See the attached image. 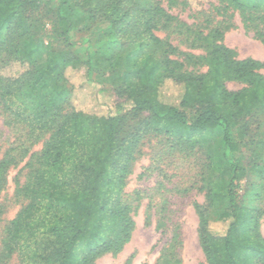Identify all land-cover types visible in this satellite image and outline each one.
Instances as JSON below:
<instances>
[{"label":"trees","instance_id":"obj_1","mask_svg":"<svg viewBox=\"0 0 264 264\" xmlns=\"http://www.w3.org/2000/svg\"><path fill=\"white\" fill-rule=\"evenodd\" d=\"M215 1L217 15L236 12L243 29L264 46V0ZM160 2L169 9L187 6L186 0H159L145 10L132 0H0V109L5 125L20 129L28 143L14 141L0 152V194L8 171L41 142L20 170L22 181H14L13 198L22 207L0 232V264L13 258L18 264H94L117 256L135 228L137 207L125 201L124 189L141 141L162 137L172 149L191 154L202 139L216 135L222 150L205 158L208 177L198 191L207 208L225 207L210 221L193 203L202 264H264V137L251 129L264 116V63L237 59L220 29L187 26ZM41 12L55 20L61 49L29 41L28 22ZM98 17L109 24L113 43L127 48L125 55L111 49L91 55L69 42L70 31ZM160 31L202 54L179 51L156 35ZM12 64L22 73L2 75ZM68 69L83 70L101 92L107 86L119 100L113 112L75 107ZM167 82L181 90L176 105L159 99ZM229 82L242 88L229 91ZM242 150L248 152L245 165ZM241 180L249 207L237 198ZM2 214L0 206V222ZM213 224H225V230L215 232ZM155 228L168 235L155 264H181L180 226L163 210Z\"/></svg>","mask_w":264,"mask_h":264},{"label":"rangeland","instance_id":"obj_2","mask_svg":"<svg viewBox=\"0 0 264 264\" xmlns=\"http://www.w3.org/2000/svg\"><path fill=\"white\" fill-rule=\"evenodd\" d=\"M132 1L138 9L145 10L154 7L159 0ZM186 1L187 6L171 9L164 2L159 4L169 14L187 26L200 31H206L211 27L220 29L223 32V44L236 53L237 59L251 58L264 63V46L254 39L251 32L243 29L236 12L229 11L226 15L220 16L213 10L217 5L215 0ZM28 24L31 28L30 42L49 44L52 50L62 48L55 20H51L44 12L38 13ZM110 32L109 24L103 18L98 17L87 26L79 24L77 28L69 32L68 40L72 45H81L82 49L91 55L101 54L107 49L125 55L127 48L124 46L119 48L116 43H113ZM156 35L160 39H167L172 46L181 52L195 56L202 54L201 51L187 48L183 38L177 37L171 32L160 31ZM98 69L103 75L106 73L101 62ZM23 70L24 68L21 66L12 64L4 68L2 75L17 76ZM204 71L205 68H202L201 72ZM260 73L264 76V70H261ZM65 76L72 87L71 101L75 107L97 115L113 112V105L119 100L115 98L107 86L106 90L101 92L100 86L87 83L83 70L68 69ZM226 88L235 92L240 90L242 86L229 82L226 83ZM180 93V88L167 82L160 90L159 99L165 104L176 105L179 102ZM251 129L264 137V116ZM14 141L24 143L28 147L24 133L20 129H12L5 125L0 109V152L8 149ZM40 148L41 142L31 146L28 155L18 167L8 171L7 185L0 194V206L3 210L0 232L22 207V203L16 202L13 198L14 181L16 178L22 181L25 172L20 173V170L27 163L30 155L37 153ZM221 150L220 139L217 135L210 139H202L199 146L191 154L172 149L171 143L165 138L145 137L138 147L124 189L125 201L133 208L137 207L133 214L135 228L131 240L117 256L105 255L94 264H155L168 238V235L161 236L155 228L159 213L163 210L171 222L180 226L182 238L181 264H202L204 259L197 240L198 220L193 209V203L201 206L205 217L210 221L216 220L224 210L223 204L211 209L207 208L204 202V194L198 191L202 185V179L208 177L204 172L205 158L208 154ZM240 157L245 165L248 152L242 150ZM247 190L246 181L241 180L236 188L237 198L242 205L249 207V202L245 201ZM261 206L264 209V201ZM225 226V224H213L212 230L222 233ZM261 233L264 238V217L261 221ZM9 264H18V261L13 258Z\"/></svg>","mask_w":264,"mask_h":264}]
</instances>
